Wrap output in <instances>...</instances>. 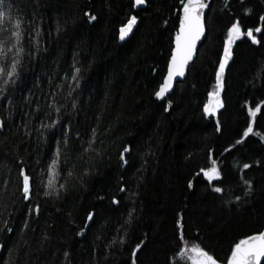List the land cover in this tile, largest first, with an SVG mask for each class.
Here are the masks:
<instances>
[{
  "label": "trees",
  "instance_id": "obj_1",
  "mask_svg": "<svg viewBox=\"0 0 264 264\" xmlns=\"http://www.w3.org/2000/svg\"><path fill=\"white\" fill-rule=\"evenodd\" d=\"M180 7V0L136 8L132 0H5L10 18L21 21L24 52L16 83L0 96L7 205L0 264H132L140 240L137 264H183L193 245L227 264L234 243L264 231V0H211L185 80L155 100ZM132 15L137 24L121 42L119 28ZM237 21L244 35L232 45L215 115L206 114L227 29ZM52 119L56 125L41 127ZM250 121L253 132L237 144ZM57 150V190L45 195ZM213 165L219 176L209 181L203 170Z\"/></svg>",
  "mask_w": 264,
  "mask_h": 264
},
{
  "label": "snow or ice",
  "instance_id": "obj_2",
  "mask_svg": "<svg viewBox=\"0 0 264 264\" xmlns=\"http://www.w3.org/2000/svg\"><path fill=\"white\" fill-rule=\"evenodd\" d=\"M147 0H132V7L136 8L139 5H145ZM181 7L178 9V28L174 35V47L171 48V55L167 63L166 74L163 75L162 82L158 85V89L154 92L157 100H163L166 94L170 93L173 89L174 79L176 77H183L185 75L186 66L193 58L194 49L196 48L197 41L205 34V13L204 9L208 6L205 0H180ZM89 15V13H85ZM97 17L95 15H89V20L94 21ZM264 20V17H261ZM137 24V16L132 15L127 19V22L122 24L119 28V39L124 41L125 38L133 31L134 26ZM256 32H260L261 29L257 27ZM247 36L252 40V43H258L256 37L253 35V29L247 30ZM244 33L241 32V24L239 21L234 22L227 29V35L223 43V56L220 58L219 67L216 70V89L215 92H209V102L204 104L203 110L207 113H214L215 108L219 105V89L222 87V77L224 73L225 65L227 64L229 58L232 55V45L240 38ZM22 33H21V21L19 19L10 18L9 13L5 9V0H0V96H4L9 86L16 83V79L19 75V69L22 67V54L24 52V47L21 43ZM32 54V53H30ZM75 72H79V69H75ZM75 72L73 73V78L75 79ZM215 100V103H213ZM171 100L168 101V105H171ZM59 111V109H56ZM168 111V107L164 108ZM259 110V105H257L256 110H249V117H256L257 111ZM50 115V113H49ZM57 121L52 119L49 124L42 122L41 127H49L56 125ZM2 126V122H0ZM27 126V125H25ZM217 130H219V125H217ZM253 132V126L251 121L248 123L246 130L243 133V137L237 140L236 143L240 144L244 137H247L249 133ZM260 135L259 133H256ZM67 135V133L65 134ZM92 135L95 137L96 130H92ZM264 139V136H261ZM67 143V140H65ZM93 146V141H89V148ZM89 149H85L88 151ZM228 149H225L227 151ZM129 152V148L125 147L120 153V159L125 160L124 154ZM59 158V150H57L56 157L53 158L51 164L48 168V180L47 183L43 184L45 189L44 194L49 195L51 192L57 190L55 183V177L59 175L55 171L57 160ZM126 163V161H125ZM245 169L249 168L250 165L245 163L243 165ZM205 177L211 181L214 177L219 176V172L215 165L212 168L203 170ZM19 178H22V188L20 189L23 193V199L29 200L30 198V177L26 174L23 167L18 170ZM244 183L251 188V181L245 179ZM7 184V181H5ZM189 188L192 187V182H188ZM60 188L65 187L63 184L59 185ZM213 190L217 193L222 192V188L214 186ZM121 191L124 188L121 187ZM247 191V189H246ZM3 193L0 192V198H2ZM240 197H236L239 200ZM113 203H117L116 199L113 198ZM7 207L0 199V214H2L3 208ZM35 211L39 212V206L37 205ZM131 212L129 216H131ZM94 218V213L89 211L87 214V221H92ZM5 225L7 222H4ZM178 227L182 228L180 221H177ZM27 226V221H25V227ZM87 227V224L85 225ZM12 231L11 228L7 229ZM84 232L81 229L77 235ZM183 238V236L181 237ZM121 243L124 242V238L121 237ZM144 244V240H140L135 244V247L131 249V254L134 257L132 264H137L136 257L138 256V250H141V246ZM188 251V250H186ZM11 252V250H10ZM67 255V253H66ZM189 258L191 264H218V260L214 258L213 254L204 250L199 245H193L189 252ZM264 258V231H259L251 235H247L245 238L239 240V242L234 243L231 248V254L227 256V264H264L262 261Z\"/></svg>",
  "mask_w": 264,
  "mask_h": 264
},
{
  "label": "water",
  "instance_id": "obj_3",
  "mask_svg": "<svg viewBox=\"0 0 264 264\" xmlns=\"http://www.w3.org/2000/svg\"><path fill=\"white\" fill-rule=\"evenodd\" d=\"M205 2H206V4L208 5L205 9H204V13H205V17H206V13H207V11H208V9H209V6H210V3H211V0H205ZM139 6H141V7H145L146 6V4L145 5H139ZM179 24V23H178ZM132 33V32H131ZM130 33V34H131ZM129 34V35H130ZM128 35V36H129ZM127 36V37H128ZM205 36H206V25H205V34L201 37V39L199 40V41H197V44H196V48L194 49V53H193V58H192V60L189 62V64H188V66H186V69H185V75L183 76V77H176L175 79H174V83H173V89L172 90H170V93L169 94H166V97L168 96V95H170V94H172V92L174 91V88H175V86L177 85V83H179V82H182V81H184L185 80V78H186V76H187V72H188V69H189V67L192 65V63L194 62V60L196 59V57H197V53H198V49H199V47H200V45L203 43V41H204V39H205ZM247 36V35H246ZM126 37V38H127ZM125 38V39H126ZM247 38H249L248 36H247ZM250 39V38H249ZM121 41V40H120ZM121 42H123V41H121ZM173 47H174V43H173ZM232 50V49H231ZM229 60H230V58H229ZM229 60H228V62H229ZM228 62H227V64H228ZM227 64L225 65V68H224V72H225V70H226V67H227ZM166 71H167V69H166ZM165 74H166V72H165ZM223 78H224V73H223V77H222V87L218 90L219 91V103H220V95H221V92H222V89H223ZM165 97V98H166ZM154 99L155 100H157L156 99V97L154 96ZM214 102H215V100H214ZM213 115H215V113H213ZM0 122H2V120H1V118H0ZM2 128H3V123H2V126H0V131L2 130ZM264 260V258H262V261Z\"/></svg>",
  "mask_w": 264,
  "mask_h": 264
},
{
  "label": "rangeland",
  "instance_id": "obj_4",
  "mask_svg": "<svg viewBox=\"0 0 264 264\" xmlns=\"http://www.w3.org/2000/svg\"><path fill=\"white\" fill-rule=\"evenodd\" d=\"M183 264H191V260H188V261H186V262L183 263Z\"/></svg>",
  "mask_w": 264,
  "mask_h": 264
},
{
  "label": "bare ground",
  "instance_id": "obj_5",
  "mask_svg": "<svg viewBox=\"0 0 264 264\" xmlns=\"http://www.w3.org/2000/svg\"><path fill=\"white\" fill-rule=\"evenodd\" d=\"M134 29V28H133ZM125 41V40H124Z\"/></svg>",
  "mask_w": 264,
  "mask_h": 264
}]
</instances>
